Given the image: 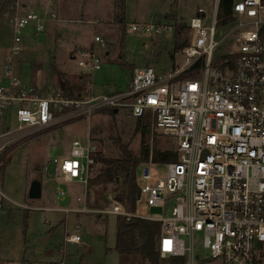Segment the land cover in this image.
Here are the masks:
<instances>
[{
    "label": "built area",
    "instance_id": "obj_1",
    "mask_svg": "<svg viewBox=\"0 0 264 264\" xmlns=\"http://www.w3.org/2000/svg\"><path fill=\"white\" fill-rule=\"evenodd\" d=\"M212 1L213 15L199 8L185 25L190 40L179 51V63L168 72L134 67L127 89L115 94L70 98L62 89L42 90L25 83L7 58L0 82V129H4L0 130V152L31 132L54 126L58 119L127 109L131 117L149 119L153 130L175 139L177 160L163 163L167 171L159 177L149 167L162 163L150 158L140 165L144 166L140 199L160 209V215L139 217L112 197V208L102 213L126 221L141 218L159 223L162 259L184 257L185 264L212 260L264 264V0H234L232 20L226 24L231 29L220 41L216 30L221 0ZM13 21L9 52L14 57L24 50L23 30L33 25L40 32L45 19L30 11ZM170 22L133 23L129 28L152 36L174 35L180 25ZM225 40H229L227 52L214 59L215 50ZM95 42L102 44L103 40L96 36ZM74 58L85 75L92 77L101 69V58L90 49L79 50ZM11 118L17 124L14 128L6 121ZM98 152L89 137L85 141L76 138L69 155L48 161L46 177L80 183L87 193ZM80 210L88 211L86 207ZM200 232L209 254L206 257L194 253L193 238ZM65 242L81 244L80 227Z\"/></svg>",
    "mask_w": 264,
    "mask_h": 264
},
{
    "label": "rangeland",
    "instance_id": "obj_2",
    "mask_svg": "<svg viewBox=\"0 0 264 264\" xmlns=\"http://www.w3.org/2000/svg\"><path fill=\"white\" fill-rule=\"evenodd\" d=\"M4 1L0 0V7ZM114 2L18 0L14 14H5L0 20V82L8 58L15 73L25 83L42 90H63V85L67 84L74 93L85 96L125 91L134 67L151 66L158 72H168L181 60L179 51L174 48L175 34L133 33L129 28L131 24L157 23L159 20L168 24L171 19L165 16H175L177 23L187 30V34L182 35L190 40L185 25L197 10L203 8L213 15L212 0H126L127 35L120 46ZM30 11L44 17V29L36 32L33 25L24 29L21 34L24 50L13 57L9 52L13 45V20ZM53 15L55 18H51ZM230 29V25H219L216 39H223ZM96 36L102 38V44L95 42ZM228 45L229 40L221 43L214 52V59L226 53ZM88 49L95 52L102 63L101 69L92 77L83 74L74 58L79 50ZM6 121L12 128L17 126L12 118ZM136 121L127 109H119L114 115L102 110L93 112L90 117L58 119L54 126L31 132L0 152V156L5 154L0 159V167L6 165L3 173L0 172V192L6 197L3 199L0 195V202H3L0 208V264H122L115 250L118 218L102 213L112 208L109 198L123 192L122 178L116 177L110 183L94 186L84 193L80 183L46 177L45 165L51 159L69 155L76 138L85 141L89 137L104 157H116L118 149L112 139L118 136L138 155L142 136L141 132L135 131ZM0 130L4 131L3 127ZM146 142L151 148L174 150L176 141L151 126ZM143 167L138 169L139 187L143 184L140 177ZM149 169L154 177L167 171L163 164ZM49 174L53 175L51 165ZM34 181L42 185V197L38 199L29 198V188ZM79 197L82 201H78ZM85 207L88 211L82 212L80 209ZM135 213L139 217H152L160 215V209L149 206L142 197L136 200ZM79 227L82 243L65 242V237L76 233ZM193 247L196 256L209 255L203 246L201 232L195 233ZM142 261V264H148ZM208 264L221 262L212 260Z\"/></svg>",
    "mask_w": 264,
    "mask_h": 264
},
{
    "label": "trees",
    "instance_id": "obj_3",
    "mask_svg": "<svg viewBox=\"0 0 264 264\" xmlns=\"http://www.w3.org/2000/svg\"><path fill=\"white\" fill-rule=\"evenodd\" d=\"M18 0H5L0 7V20L5 14H14ZM234 0H221L218 12L219 25H226L232 20V5ZM115 17L119 21L120 28V46L123 45L126 38V0H115ZM165 18L176 21V17ZM177 22V21H176ZM182 34H187L184 27L179 26L174 36L175 51H180L189 44V40ZM65 94L70 98H78L79 94L74 93L73 89L67 84L63 85ZM116 109H105L103 112L114 115ZM136 132H141L142 143L139 154H135L130 146L120 137L112 139L113 144L118 149L116 157H104L99 152L95 154L96 166L89 178V190L94 186H102L110 183L116 177H121L123 192L119 193L115 199H121V202L128 205L129 210H136V192L138 189V169L142 163L148 162L150 158L155 163H169L177 160V154L173 150H159L151 148L146 142L147 136L151 131V122L149 119H137ZM5 154L0 156L3 158ZM6 165L0 167L3 173ZM118 218V229L116 235L115 250L121 255H137L148 264H185L184 257H170L162 259L158 252V242L160 236V224L153 221L137 218L132 221H126Z\"/></svg>",
    "mask_w": 264,
    "mask_h": 264
},
{
    "label": "water",
    "instance_id": "obj_4",
    "mask_svg": "<svg viewBox=\"0 0 264 264\" xmlns=\"http://www.w3.org/2000/svg\"><path fill=\"white\" fill-rule=\"evenodd\" d=\"M117 111H115L116 113ZM42 197V185L40 182L38 181H34L31 185H30V188H29V198L30 199H38V198H41ZM136 199L139 200L140 199V189L138 188L137 189V192H136ZM117 201H121V199L119 198ZM43 244L46 243V240L43 239L42 240Z\"/></svg>",
    "mask_w": 264,
    "mask_h": 264
},
{
    "label": "crops",
    "instance_id": "obj_5",
    "mask_svg": "<svg viewBox=\"0 0 264 264\" xmlns=\"http://www.w3.org/2000/svg\"><path fill=\"white\" fill-rule=\"evenodd\" d=\"M81 78V77H80ZM63 180V179H62ZM64 181V180H63ZM65 182V181H64ZM66 183V182H65ZM116 245V244H115ZM118 256H119V261L120 263L122 264H142V259L140 257H138L137 255H130V256H127V255H121L119 253H117ZM141 261H140V260ZM141 262V263H140ZM65 264V262H64Z\"/></svg>",
    "mask_w": 264,
    "mask_h": 264
}]
</instances>
